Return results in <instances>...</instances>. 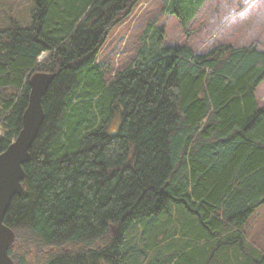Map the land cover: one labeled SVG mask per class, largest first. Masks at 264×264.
Returning <instances> with one entry per match:
<instances>
[{
  "label": "trees",
  "instance_id": "trees-1",
  "mask_svg": "<svg viewBox=\"0 0 264 264\" xmlns=\"http://www.w3.org/2000/svg\"><path fill=\"white\" fill-rule=\"evenodd\" d=\"M33 1L30 26L12 20L0 32V154L21 130L29 79L57 74L4 221L13 263L264 264L245 233L264 207V52L164 47L157 27L108 83L97 55L138 0ZM206 1L169 0L163 11L186 30ZM165 222L181 228L148 260L143 237Z\"/></svg>",
  "mask_w": 264,
  "mask_h": 264
},
{
  "label": "rangeland",
  "instance_id": "rangeland-1",
  "mask_svg": "<svg viewBox=\"0 0 264 264\" xmlns=\"http://www.w3.org/2000/svg\"><path fill=\"white\" fill-rule=\"evenodd\" d=\"M167 2L169 0H138L127 18L110 31L96 58L108 83L127 70L146 42V31L157 27L165 28L164 47L188 46L196 54H205L219 45H255L264 52V0H207L186 30L175 16L164 13ZM33 5V0H0V32L6 30L12 20L19 27L30 26ZM45 56L48 55L39 59ZM256 96L259 105L264 106V81ZM114 120L110 126L112 131L117 129L120 118ZM177 213V210L172 211L176 220L180 216ZM167 223L158 235H144V240L149 238L146 241L149 243L148 260L163 251L162 241L168 232L181 228ZM245 233L249 243L257 250H264V207L255 212ZM141 236L133 240L134 246H143ZM141 260L137 263L146 264Z\"/></svg>",
  "mask_w": 264,
  "mask_h": 264
},
{
  "label": "water",
  "instance_id": "water-1",
  "mask_svg": "<svg viewBox=\"0 0 264 264\" xmlns=\"http://www.w3.org/2000/svg\"><path fill=\"white\" fill-rule=\"evenodd\" d=\"M56 76V73H36L29 79L30 95L22 116L21 130L0 154V264H14L9 251L15 235L4 221L12 200L23 192L24 166L30 161L31 148L45 119L43 98Z\"/></svg>",
  "mask_w": 264,
  "mask_h": 264
},
{
  "label": "bare ground",
  "instance_id": "bare-ground-1",
  "mask_svg": "<svg viewBox=\"0 0 264 264\" xmlns=\"http://www.w3.org/2000/svg\"><path fill=\"white\" fill-rule=\"evenodd\" d=\"M44 59H45V57H41V58H40V61H43Z\"/></svg>",
  "mask_w": 264,
  "mask_h": 264
}]
</instances>
